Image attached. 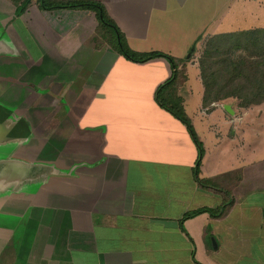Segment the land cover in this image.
Masks as SVG:
<instances>
[{"label":"crops","instance_id":"crops-1","mask_svg":"<svg viewBox=\"0 0 264 264\" xmlns=\"http://www.w3.org/2000/svg\"><path fill=\"white\" fill-rule=\"evenodd\" d=\"M22 1L0 0V264H264V100L205 102L198 64L209 37L264 24L239 28L232 1L201 18L203 0H97L130 49L175 59L164 92L214 186L156 102L165 57L127 59L91 10Z\"/></svg>","mask_w":264,"mask_h":264},{"label":"trees","instance_id":"trees-1","mask_svg":"<svg viewBox=\"0 0 264 264\" xmlns=\"http://www.w3.org/2000/svg\"><path fill=\"white\" fill-rule=\"evenodd\" d=\"M29 2L30 0H23L22 3L16 8V14L22 13ZM37 2L38 6L44 10L83 9L93 11L100 25L98 28L99 34L103 31L105 32V30L108 29L112 35V39L110 40L112 46H114L119 53L129 60L143 62L155 57H165L170 62L172 66V76L163 84L158 86L155 93V99L162 108L166 109L186 126L198 150L194 173L200 184H205L203 180L199 179L197 176L200 159L203 153L202 144L198 140L189 118L184 113L180 105V100L173 97H167L165 95L166 93L164 92V89H169L175 82L177 75V63L175 59L170 55L159 51L140 53L130 49L116 24L107 15L102 3L97 0H37ZM227 40L230 41L228 42ZM263 42L264 29L240 30L233 33L218 34L208 38L202 53L203 57L201 56L199 61L200 73L205 89V102H212L233 97L238 100L240 106L248 107L253 104H259L264 100V51H256L257 48L260 49V47H262L261 45ZM238 48L244 49V51L249 49L250 52L248 55L244 54V56H240L237 60L231 59L229 56H227L228 53ZM206 57L210 60L208 67L205 62ZM213 58L219 59L211 61ZM224 59L227 62L226 68L223 66ZM212 64L218 66L216 68H212L210 67ZM220 65H222V67ZM222 73L229 75V81H232L234 77L239 78L242 75L244 79H246L247 76H250L251 84L246 85L247 82H238L236 84L238 91L221 96L217 92V83L215 82V79L217 75H221ZM248 86H250L249 89ZM229 204L230 202L223 203L218 208L202 207L186 213L182 219L195 216L201 212H209L212 216H222Z\"/></svg>","mask_w":264,"mask_h":264},{"label":"rangeland","instance_id":"rangeland-1","mask_svg":"<svg viewBox=\"0 0 264 264\" xmlns=\"http://www.w3.org/2000/svg\"><path fill=\"white\" fill-rule=\"evenodd\" d=\"M230 1L233 2V14H234V16L237 15V23H238L239 28H245L246 29L247 27L252 26V25L264 24V0H203V1H201V3H203V2L206 3V6L208 4V8H205V10H202L200 12H198V11H193V12L196 15H198L199 13H203L201 18H204V16H205V18H207V17L209 18V17H211V15L209 16V14H210L209 11H213L214 6L216 4H222V6H223V5L228 4L227 2H230ZM190 2L192 4H194V3H198V0H190ZM222 8H225V6H223ZM186 10H187V8L185 9V12H186ZM203 11H207L206 14H204ZM213 13H215V12H213ZM184 17H185V15H184ZM185 19H186V17H185ZM234 19H236V18H234ZM191 23H193V19H192ZM191 23H188V24L190 25ZM230 40H227V41L229 42ZM261 46L262 47H260V49L257 48L256 51L262 50V52H263L264 51V42L262 43ZM203 51H204V48L201 51V54L199 55L198 64H199L201 56L203 57V55H202ZM249 52H250L249 49L244 51V49L238 48V49H236V50L234 49L233 51L228 53L227 56H229L231 59L237 60V59H239L240 56H244V54L248 55ZM222 58H223V56H222ZM215 59H219V58H213L211 61H215ZM205 62H206L207 67H208V65L210 64V60L207 57L205 59ZM226 65H227V62L224 59L223 60V66H225V68H226ZM217 66L218 65L212 64V66H210V67L216 68ZM220 66L222 67V65H220ZM199 67H200V65H199ZM250 81H251L250 76H247V78L244 79L243 75L240 76L239 78L234 77V79L232 81H229V75L226 73H222L221 75H217L216 79H215V82L217 83V86H216L217 90H218L217 92L221 96L226 95V94L231 93V92L235 93L236 91H238V88L236 87V84L238 82H240V83L241 82H247L246 85H250L251 84ZM211 82H212V80H211ZM249 88H250V86H248V89ZM175 99H178V98H175ZM221 100H223V99H221ZM218 101H220V100H216L214 102H218ZM203 182L205 184H212L214 186H216L218 184L213 179H206V180H203Z\"/></svg>","mask_w":264,"mask_h":264}]
</instances>
